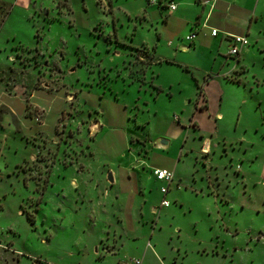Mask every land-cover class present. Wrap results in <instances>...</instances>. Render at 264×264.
Returning a JSON list of instances; mask_svg holds the SVG:
<instances>
[{
	"label": "rangeland",
	"instance_id": "374dc122",
	"mask_svg": "<svg viewBox=\"0 0 264 264\" xmlns=\"http://www.w3.org/2000/svg\"><path fill=\"white\" fill-rule=\"evenodd\" d=\"M0 5V264H117L113 255L95 260L92 253L107 228H122L117 216L129 195L122 187L116 198L119 187L104 183L107 170L131 164L139 152L137 141L125 142L127 133L154 140V124L146 122L156 107L168 112L163 100L139 111L142 92L129 77L123 81L131 62L139 70L149 61L130 45L153 32L121 25L124 0L113 2L116 25L106 0ZM249 42L242 58L225 54L226 69L238 60L232 78L241 83L224 79V118L204 117L200 130L196 122L186 128L184 147L194 151L178 164L187 183L177 180L167 195L171 206L149 221L156 250L175 248L179 263L264 264V30ZM187 59L208 67L204 58ZM89 116L108 125L94 137ZM167 123L156 131L165 132ZM148 157L153 167L172 170L164 153L149 149ZM73 179L82 191L73 189ZM149 237L141 236L140 250L129 249L125 259L171 264L146 248Z\"/></svg>",
	"mask_w": 264,
	"mask_h": 264
},
{
	"label": "crops",
	"instance_id": "0c3cea01",
	"mask_svg": "<svg viewBox=\"0 0 264 264\" xmlns=\"http://www.w3.org/2000/svg\"><path fill=\"white\" fill-rule=\"evenodd\" d=\"M106 2L111 4L110 11L116 25L119 17L116 16L113 7L114 0H106ZM170 3L176 4V8H169ZM124 6L123 14L126 18L121 25L127 22V25L134 26L135 30L140 27L148 28L153 35L143 39L140 44L130 45L140 54V59L149 56V61L139 70L131 62L132 68L129 72L125 73V76L121 74L124 76L123 81H128L129 77L128 84L137 85L142 92L143 95L138 97L135 105L139 111L143 112L146 108L151 111L153 104L157 105L159 100H163L164 109L168 112L159 111L156 107L153 109V115H150L146 122L154 124V140L150 137L143 139L139 135L130 136L133 132L124 136L125 142L127 139L137 141L139 152L130 155L131 164H120L118 169L107 170L113 178L112 181L104 179L105 184L112 183L119 187L120 194L116 198L122 197L125 187L129 188H126L129 195L124 196V208L117 216L118 224L122 228H107L99 237V241L94 243L95 249L92 253L95 260L113 255L117 264H137V259L135 261L130 258V261L125 259L129 256V249L140 250V237L150 236L146 248H150L157 259H161L157 252L159 250L169 258L171 264H185L184 261L179 263L180 259L176 255L175 248L164 249L159 245L156 250L152 243L153 238H157L154 237L157 235V230L154 226L151 227L149 221L157 216L158 209L164 207L161 205L164 198L161 188L165 182L153 175L152 170L158 167H153L148 152L149 149L157 150L173 162L171 171L174 172V179L169 185V191L179 181L187 183L186 173L180 170L178 162L184 152L189 154L194 149L184 147L186 142L185 139L183 140L184 131L188 126L194 127L191 125L194 122L199 125L200 130L199 120L204 117L211 119L214 116L215 121L224 118L221 108L225 95L223 90L225 80L241 83L239 79L232 78V74L238 71V60L233 68L226 69L228 57L227 55L225 57V54L229 52L236 37H241L246 43H238L240 54L237 58H242V53L249 51L246 48L250 44L249 37L255 40L263 32L264 0H124ZM212 29H217L216 35L212 34ZM193 31L197 32L196 38L192 41L187 40L186 36ZM115 53L121 54L116 51ZM131 56H134L133 59L136 58L134 53H131ZM188 56L204 58L203 60L208 62V67L191 64L188 62ZM132 70H135L137 76ZM89 118V121H86L87 129L88 126L92 128L90 137H94L99 129L106 125V121L97 117L92 119L89 116ZM162 120L168 122L165 132L156 131V126ZM141 124L139 122L137 125ZM161 140H166L167 143L162 144ZM178 143H182L181 148L178 147ZM78 166L84 169V165L78 164ZM71 184L76 191H82L83 184L79 179H73ZM204 184L201 185L202 190ZM169 191L165 195L166 199ZM155 192L160 193V200L156 199ZM77 200H80L77 206L79 210L86 207L85 192L84 195L78 196ZM170 206L171 204L168 207ZM93 218L92 215L89 217L91 222ZM124 237H127L128 243ZM35 264L44 263L35 260ZM60 264L76 263L61 262ZM139 264L144 263L140 261Z\"/></svg>",
	"mask_w": 264,
	"mask_h": 264
},
{
	"label": "built area",
	"instance_id": "2783aa9c",
	"mask_svg": "<svg viewBox=\"0 0 264 264\" xmlns=\"http://www.w3.org/2000/svg\"><path fill=\"white\" fill-rule=\"evenodd\" d=\"M169 8L171 9H175L176 8V4L174 3H170L169 4ZM217 29H212V34L213 35H216L217 34ZM197 36V32H191L190 34H188L186 36V39L187 40H194ZM238 43H246L245 39L244 38H241V37H236V40L235 42L233 43V45L231 46V48L229 49V52L228 54L230 56H239L240 54V47L238 45ZM153 172V175L158 179V180H161L163 182H165V185L162 186L161 188V191L162 193L164 194V198L162 199L161 201V205L162 206H169L170 202L169 200L166 199L165 195L167 194V192L169 191V185L171 184V182L173 181L174 179V172L169 170V169H166V168H154L152 170ZM137 264L140 263V260H136Z\"/></svg>",
	"mask_w": 264,
	"mask_h": 264
},
{
	"label": "water",
	"instance_id": "95a60500",
	"mask_svg": "<svg viewBox=\"0 0 264 264\" xmlns=\"http://www.w3.org/2000/svg\"><path fill=\"white\" fill-rule=\"evenodd\" d=\"M161 143H162V144H165V143H167V142H166V140H161ZM108 178H109L110 181L113 180L111 174H109Z\"/></svg>",
	"mask_w": 264,
	"mask_h": 264
},
{
	"label": "trees",
	"instance_id": "16d2710c",
	"mask_svg": "<svg viewBox=\"0 0 264 264\" xmlns=\"http://www.w3.org/2000/svg\"><path fill=\"white\" fill-rule=\"evenodd\" d=\"M2 5V4H1ZM1 5H0V7H1Z\"/></svg>",
	"mask_w": 264,
	"mask_h": 264
}]
</instances>
